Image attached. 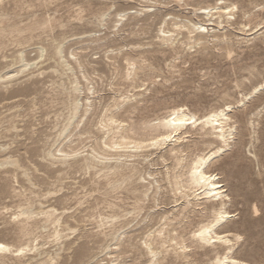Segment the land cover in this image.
<instances>
[{"label":"rangeland","instance_id":"obj_1","mask_svg":"<svg viewBox=\"0 0 264 264\" xmlns=\"http://www.w3.org/2000/svg\"><path fill=\"white\" fill-rule=\"evenodd\" d=\"M216 1L183 0L184 3L178 5L175 0H158L157 3L156 0H2L0 74L18 69L21 63L16 59L20 54L31 65L36 62L39 65L38 68L31 67L8 86L0 83V114H4L0 116L3 118L0 126V156L3 155L1 146H5L9 156L22 158L23 164H28L25 159L28 152L27 157L38 166V173L33 175L40 184L33 190L57 191L55 196L42 199L43 208L54 207L60 213L62 208L68 209V212L86 221L90 238L70 246V242L79 233L66 237L70 233L62 232V240L56 242L53 227L38 229L23 240L13 237L11 231H8L11 225L7 224V220L17 211L18 205L33 200L35 194L20 172L15 173L18 175V183L13 173L5 174L6 170L14 171L8 168L0 171V186L8 187L11 192L5 193L3 197L0 195V208L8 206L10 209L5 219L0 216L1 240L17 247L30 245L33 248L39 244L40 247L44 246L45 252H59V258L54 264H88L90 261H94V264H146V259L137 255L136 249L127 250V253H114V247L105 250V234H111L113 230L108 217L114 213L122 216L116 224L117 228L124 227L128 234L133 235V242L137 244L140 242V229L156 224V221L143 222L149 212L174 210V203L167 205L164 210L161 209L164 205H160V210L152 200L142 212L127 215L129 211L134 212L133 196L126 190L105 194L103 187L97 184L102 182L101 175L97 173L99 170L66 171L58 165L50 166L42 157L37 156L51 148L56 138L54 127L67 114L63 105L66 96L59 90V84L62 80L66 81L67 77L54 73L51 70L54 62L48 59L49 45L57 42L63 45L66 55L74 51L98 70H103V73L90 71L89 74L92 86L96 87L95 96L90 97L97 103L102 102L103 109L114 101L139 93L145 95L138 97L137 115L149 120L178 105H185L199 116L225 104L236 105L230 113L231 124L236 127L234 143L229 151L215 161L212 170L219 175L229 195L227 209L232 215L231 227L242 236L240 244L247 247L253 241L251 234L264 232V90L239 105L247 94L264 84V0H227L237 4L239 11L231 28L225 25V31L220 33L225 34V40L206 39L192 47L187 35H184L179 37L180 42L174 47L158 46L157 35L166 19L169 28L175 17L179 21L194 20L191 14L193 9L214 5ZM149 6L153 7L149 15L145 14L147 12L137 14ZM123 12H128L130 16L119 24L118 14ZM244 26L249 34L258 31L259 35L255 39L251 37L250 42L240 41V29ZM41 48L48 51L42 59ZM136 48L141 51L151 50L149 58L154 74L150 81H140L134 88L107 69L105 63H110L113 58L120 61L121 52L129 53ZM38 72L44 74L38 76ZM76 72L79 81L86 87L87 83L80 70ZM32 74L35 77L29 78ZM25 90L31 93L27 99L35 98V106L24 102L27 99L23 96L16 97ZM18 103L21 106L10 110ZM13 126L17 129H12ZM94 136L103 137V133L95 128L92 138L84 136L81 141L76 138L74 145L83 150L91 146ZM152 158L156 159V156ZM141 168L147 169V165ZM153 170H163L162 165L155 166ZM11 187L16 192H12ZM62 196H68L69 199L64 205L58 200ZM170 197L164 191L156 199L163 203ZM110 203L120 208L112 209ZM255 208L258 209L257 213ZM206 219L207 216L191 215L182 227L190 233ZM85 242L89 248L88 255L79 259L77 250ZM22 260L28 261V264H52L39 262L40 258L33 252L27 253ZM0 262L19 264L13 256L4 257Z\"/></svg>","mask_w":264,"mask_h":264},{"label":"bare ground","instance_id":"obj_2","mask_svg":"<svg viewBox=\"0 0 264 264\" xmlns=\"http://www.w3.org/2000/svg\"><path fill=\"white\" fill-rule=\"evenodd\" d=\"M175 1L178 5L184 3L183 0ZM152 8L149 6L145 8L146 11L136 13L147 12L145 14L149 15ZM238 11L237 4L218 0L214 5L193 9L191 14L195 17L194 20L179 21L175 17L171 21V28L168 26L169 21L163 20V26L157 35L158 46L174 47L180 42L179 37L184 35H187L192 47L200 45L206 39L225 40V34L220 33L225 31V25L231 28L236 21ZM129 16L128 12L119 13L118 23H123ZM240 32L243 38L238 37V39L244 42H250L251 37L255 39L259 35L258 31L249 34L245 26ZM150 51L136 48L129 53L121 52L120 61L113 58V61L105 65L124 82L136 88L138 82H146L154 74L149 58ZM40 52L42 59L45 57L44 53L48 51L41 48ZM48 59L54 62L51 68L54 73L67 77L66 81L62 80L59 84L60 93L66 96L63 105L67 109V114L60 118L54 127L56 138L51 148L37 156L42 157L50 166L58 165L66 171L67 169L84 172L99 170L97 173L101 175L102 182L99 181L97 184L103 187L105 194L126 190L133 196L134 212L129 211L127 215L142 212L152 200L157 209H160V205H164L161 208L164 210L167 205L175 204L171 212L147 214L143 222L156 221V224L150 228L140 229L141 237L137 244L133 242V235L128 234L124 227L117 228L116 224L122 216L117 213L109 216L107 220L113 230L111 234H105L106 251L112 250V247L115 248L114 253H127V250L136 249L137 255L146 259V264H194L196 261L199 264H264V232L251 234L250 238L253 241L249 246L240 244L242 236L235 233L231 227L232 215L227 209L229 195L219 175L212 170L215 161L229 151L234 143L236 127L231 124L230 113L236 105L225 104L203 116L191 112L185 105H178L168 109L161 116L149 120L137 115L138 97L145 95L139 93L133 97L126 96L121 101H114L103 109L102 102L97 103L93 97H90L95 96L96 87L92 86L93 83L89 78L90 71L96 74L98 71L103 73V70H98L74 51L69 56L66 55L63 45L59 42L49 45ZM16 60H19L21 66L19 65L16 70L0 74V83L8 86L31 67L38 68L39 65L37 62L33 65L26 62L23 54H20ZM77 69L87 83L86 87L79 81L76 75ZM43 74L38 72L37 75ZM33 76L34 74L28 77ZM262 90L264 84L256 87L251 94H247L239 105L248 99L251 100ZM30 95L31 93L25 90L16 97L23 96L27 99ZM24 102L29 106H35V98H29ZM20 104L12 106L10 110H16L21 106ZM2 123L3 118L0 117V126ZM95 128L103 133V137L94 136L91 146L83 150L77 149L74 145L75 139L81 141L84 136L92 138ZM12 129L16 130L17 127L13 126ZM165 137L170 138L165 139ZM1 151L3 155L0 156V171L13 168V172L6 170L5 174L13 173L16 183H18V175L15 173L20 172L35 194L33 200L18 205L17 211L7 220V224L11 225L7 229L11 231L13 237L23 240L32 236L38 229L46 230L53 227L56 231L54 232L56 242L62 240V232L70 233L65 235L66 237L79 233L78 237L70 242V246L75 245L77 241L90 238L85 226L86 221L68 212V209L62 208L63 211L60 213L59 209L54 207L43 208L42 199L55 196L57 191L33 190L40 184L33 175L38 173V166L27 157L28 152L25 158L28 164H23L22 158L9 156L5 146H1ZM153 156H156V159H153ZM159 164L162 165L163 170H153ZM142 165H147V169L141 168ZM42 182L45 183L44 180ZM0 188L2 197L5 193H11L6 186ZM12 189L11 187L12 192H16V189ZM164 191L171 197L167 202L159 203V199L156 198ZM170 199L172 201L168 203ZM58 200L64 205L69 199L68 196H62ZM109 206L112 209L120 208L112 203ZM255 210L257 213L258 209ZM9 211L8 206L0 208V216L5 219ZM195 214L207 216L208 219L200 222L195 230L187 233L182 224ZM0 244L3 245L0 249V260L13 256L17 258L19 264H28L29 262H23L22 258L29 252L37 253L39 262L43 263L54 264L59 258V252L53 254L45 252L44 246L40 247L39 244L33 248L30 245L17 247L1 239ZM88 249L86 242L79 246L78 258L87 257ZM0 264L4 263L0 262ZM88 264H94V261Z\"/></svg>","mask_w":264,"mask_h":264},{"label":"snow or ice","instance_id":"obj_3","mask_svg":"<svg viewBox=\"0 0 264 264\" xmlns=\"http://www.w3.org/2000/svg\"><path fill=\"white\" fill-rule=\"evenodd\" d=\"M168 138H170V137H165V139H168ZM153 143H155V142H153ZM2 248H3V245L0 244V249H2Z\"/></svg>","mask_w":264,"mask_h":264}]
</instances>
